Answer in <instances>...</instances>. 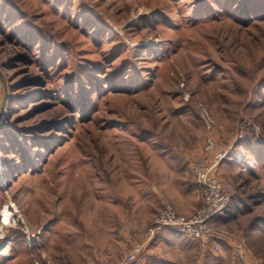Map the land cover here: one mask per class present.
I'll use <instances>...</instances> for the list:
<instances>
[{
  "label": "rangeland",
  "instance_id": "rangeland-1",
  "mask_svg": "<svg viewBox=\"0 0 264 264\" xmlns=\"http://www.w3.org/2000/svg\"><path fill=\"white\" fill-rule=\"evenodd\" d=\"M216 153V238L149 242ZM5 207L0 264H264V0H0Z\"/></svg>",
  "mask_w": 264,
  "mask_h": 264
},
{
  "label": "built area",
  "instance_id": "built-area-1",
  "mask_svg": "<svg viewBox=\"0 0 264 264\" xmlns=\"http://www.w3.org/2000/svg\"><path fill=\"white\" fill-rule=\"evenodd\" d=\"M215 143H207L208 151L214 150ZM225 157L216 153L211 159L199 158L193 163V171L203 192L200 209L187 217L177 213L172 207H165L154 219L149 230V242L154 240L162 231L170 229L177 234L191 239H215V220L225 217L231 208L234 187L232 183L220 179L216 175L218 166ZM148 242V243H149ZM147 244H138L124 258L122 264H134L138 261Z\"/></svg>",
  "mask_w": 264,
  "mask_h": 264
},
{
  "label": "bare ground",
  "instance_id": "bare-ground-1",
  "mask_svg": "<svg viewBox=\"0 0 264 264\" xmlns=\"http://www.w3.org/2000/svg\"><path fill=\"white\" fill-rule=\"evenodd\" d=\"M14 214L12 211L9 210V208L5 207L4 211L2 212V220L0 221V229L6 225H8L11 222L12 217ZM3 233L0 232V237H3Z\"/></svg>",
  "mask_w": 264,
  "mask_h": 264
},
{
  "label": "crops",
  "instance_id": "crops-1",
  "mask_svg": "<svg viewBox=\"0 0 264 264\" xmlns=\"http://www.w3.org/2000/svg\"><path fill=\"white\" fill-rule=\"evenodd\" d=\"M178 209V208H177ZM180 209V208H179ZM193 209L191 208V209H182V207H181V209L179 210V212H181V213H183V214H187V215H189V214H191V211H192ZM192 212H194V211H192Z\"/></svg>",
  "mask_w": 264,
  "mask_h": 264
}]
</instances>
